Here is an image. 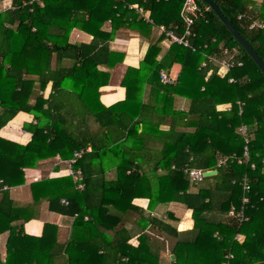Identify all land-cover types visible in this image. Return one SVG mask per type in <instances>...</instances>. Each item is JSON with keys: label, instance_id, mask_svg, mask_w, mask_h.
Segmentation results:
<instances>
[{"label": "trees", "instance_id": "trees-1", "mask_svg": "<svg viewBox=\"0 0 264 264\" xmlns=\"http://www.w3.org/2000/svg\"><path fill=\"white\" fill-rule=\"evenodd\" d=\"M9 1L13 9L0 11V131L20 112L33 115L35 124L24 126L32 133L27 145L0 137V235L9 233L0 264H159L170 243L171 264H222L227 253L232 264L264 261V75L216 14L197 0L191 38L196 51L171 42L157 60L160 47L152 44L139 67L127 69L126 100L105 107L99 89L110 73L100 67L112 69L124 57L109 47L117 31L148 39L154 27L165 26L180 35L185 0ZM214 1L264 61V0L259 6ZM107 22L110 32L103 30ZM254 23L262 27L250 29ZM74 29L91 35V43L71 42ZM224 49L235 54V66L221 75L207 56L224 58ZM175 64L181 65L176 83H161V72ZM148 85L154 104L142 100ZM176 97L188 100L185 110L176 107ZM223 105L230 109L220 110ZM241 126L251 138L246 164L238 162L245 147ZM89 147L74 166L82 170L83 190L65 175L32 184V205L12 199L10 189L25 183L26 169ZM225 156L232 160L218 166ZM188 169L217 174L194 184ZM246 175L249 201L243 204ZM44 199L49 211L75 219L66 251L56 225L45 223L41 236L24 231ZM135 199H148L149 211L156 204H182L192 210L194 227L178 232L168 222L174 221L171 214L169 220L151 216ZM232 205L243 209L244 221L228 215ZM134 214L138 235L126 225Z\"/></svg>", "mask_w": 264, "mask_h": 264}, {"label": "crops", "instance_id": "crops-1", "mask_svg": "<svg viewBox=\"0 0 264 264\" xmlns=\"http://www.w3.org/2000/svg\"><path fill=\"white\" fill-rule=\"evenodd\" d=\"M257 6L261 3V0H252ZM2 10L0 4V11ZM147 18H151V14H147ZM103 30L106 32L111 31V23L107 22ZM162 34L159 27H154L150 38H142L138 33L122 28L119 29L112 41L109 43L110 50L113 52L123 53L124 57L119 59L118 63L112 69L106 67H100L101 70L110 73L107 85L99 89L100 102L105 107L113 106L119 102H123L127 97V90L122 86V81L125 77L127 69L129 67H139L140 62L144 59L147 50L152 44L159 45L160 53L158 59L160 60L166 53L171 45V41L166 38H161ZM71 42L73 43H91L93 37L79 29H74L70 35ZM181 65L175 64L168 73L165 72L170 79L174 80L178 78ZM161 72V73H162ZM208 77V75H207ZM161 80V75H160ZM162 83V82H161ZM51 92V83L47 86L44 93V97L48 98ZM155 93L151 86H147L144 89L142 100L148 104H154ZM176 107L181 110H185L188 106V100L182 97H176ZM220 110L230 109V105H223L219 107ZM35 124L34 116L25 112H20L17 116L11 120L6 127L0 131V137L5 140H9L20 145H27L32 140V133L25 130V125ZM90 128L93 130L97 129V125L90 122ZM169 125L161 126L162 130H167ZM72 158V157H71ZM70 158V159H71ZM68 160V159H67ZM65 159H62L59 155L54 158L42 161L39 163L37 168L25 170V183L21 186L10 189L11 197L20 206H29L34 203L31 186L34 183H38L44 178H55L67 175ZM199 170V169H198ZM110 173V172H109ZM205 173V172H204ZM110 177V174H108ZM37 179V181H35ZM6 189V187H5ZM1 199V194H0ZM133 203L136 206L141 207L147 211V214L156 218L169 220V215L173 216L174 221H168L173 226L177 227L178 232H188L194 227V221L192 218V210L185 208L179 203H167V204H156L152 211L147 210L149 206L148 199H135ZM48 201L42 200L36 206V217L30 222L25 223L24 231L26 234L32 236H41L43 233L45 223L53 224L58 227V241L68 242L70 229L74 225L75 219L63 216L58 213L49 211ZM138 216L134 214V217L128 216L126 219V225L128 228H133L137 222ZM132 233L138 235L137 229L133 228ZM9 233L0 235V259L5 260L7 254V240ZM136 236L133 237V244H136ZM171 243L167 245V248L160 255L159 264H166L167 257L169 258V264L174 260L171 259ZM170 252V254H169ZM168 253V255H167ZM174 256V255H173ZM175 257V256H174Z\"/></svg>", "mask_w": 264, "mask_h": 264}, {"label": "built area", "instance_id": "built-area-1", "mask_svg": "<svg viewBox=\"0 0 264 264\" xmlns=\"http://www.w3.org/2000/svg\"><path fill=\"white\" fill-rule=\"evenodd\" d=\"M40 1L41 0H31L30 4H32L33 2H40ZM0 4H2V10L13 9V6L9 0H0ZM24 4L26 5L27 3L25 2ZM131 7L136 9L141 15H143L146 19L149 20V18H147L146 15L144 14L143 9H141L137 4H134ZM198 12H200V8L197 4V0H185L183 7L181 9V12H180V16H181V19H182V22L184 25V29H183L182 34L179 35L177 33V29L169 30L165 26H160L159 29L162 33L166 34L167 38L172 43L182 45L186 48H191L192 51L195 52L196 48L191 46V38L194 37L192 27L194 24V17L196 16V14ZM256 26L262 27V24L261 23H258V24L254 23L250 26V29H254ZM223 54L226 57L217 58L216 56H213V55L207 56L208 62H211L214 65L218 66V73L221 75H224L231 68H233L235 66V61H234L235 54L231 53L228 49H224ZM239 65H242V64L240 63ZM206 66H207V62L205 61L201 64L200 68L202 69V68H205ZM230 81H232V80H230ZM161 82L163 84H168V85H174L175 84V81L170 79V77L165 72L161 73ZM238 104H239L240 109H241L243 104L240 102ZM239 132H240V135L242 136V139L245 142V147H244L243 156L238 160V162L239 163L243 162L246 164L250 160L249 144H250L251 138L249 137L248 128L246 126H241ZM86 152H90V147L86 148V149H81V150L75 151L73 153L72 158L66 160V162L64 163L66 165L67 175L71 176L73 178L78 190L84 189L83 174H82L81 169H79V168L75 169L74 166L77 164L78 160L83 157V155ZM228 160H232V158H230V157L222 158L219 161L218 166L224 165L225 163H227ZM252 169H255L254 165H252ZM186 173L188 174L187 176H188L190 182H192L194 184L201 182L205 178L204 172L202 170L188 169L186 171ZM35 181H37V179H35ZM242 188H243V201L242 202H243V204H246L249 201V199L247 197V193L250 191V185H249L247 175L243 178ZM63 202L65 203V205H68V202H66V201H63ZM228 215L230 217L238 218L241 222L245 220V215H244L243 209H241V211H238L234 205L231 206ZM233 258H234V256L232 253H227L225 255V259H224L222 264H232Z\"/></svg>", "mask_w": 264, "mask_h": 264}, {"label": "water", "instance_id": "water-1", "mask_svg": "<svg viewBox=\"0 0 264 264\" xmlns=\"http://www.w3.org/2000/svg\"><path fill=\"white\" fill-rule=\"evenodd\" d=\"M201 1L205 3L216 14L219 20L226 26V28L232 34L234 39L239 43L242 49L250 56V58L256 63V65L264 75V61L261 59L259 54L254 50V48L249 43V41L240 33V31L236 28V26L223 14L222 10L217 5V3L214 0H201ZM216 174H217L216 170L207 171L204 173V176L211 177V176H215ZM72 235H73V226L70 229V234H69L68 242L65 247V251L72 239ZM171 259L174 260L175 257L172 255ZM255 264H264V261Z\"/></svg>", "mask_w": 264, "mask_h": 264}, {"label": "rangeland", "instance_id": "rangeland-1", "mask_svg": "<svg viewBox=\"0 0 264 264\" xmlns=\"http://www.w3.org/2000/svg\"><path fill=\"white\" fill-rule=\"evenodd\" d=\"M1 8H2V4H1ZM159 147V146H158ZM225 157H227V156H225ZM110 178H113V177H115V172L112 170V171H110ZM169 254H170V252H169ZM167 255H168V253H167ZM170 262H169V258L167 257V260H166V264H169Z\"/></svg>", "mask_w": 264, "mask_h": 264}]
</instances>
